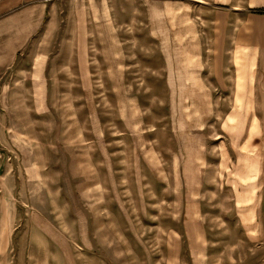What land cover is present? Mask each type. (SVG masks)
I'll list each match as a JSON object with an SVG mask.
<instances>
[{
  "label": "rangeland",
  "instance_id": "obj_1",
  "mask_svg": "<svg viewBox=\"0 0 264 264\" xmlns=\"http://www.w3.org/2000/svg\"><path fill=\"white\" fill-rule=\"evenodd\" d=\"M249 1L20 0L2 17L0 264H264Z\"/></svg>",
  "mask_w": 264,
  "mask_h": 264
},
{
  "label": "crops",
  "instance_id": "obj_2",
  "mask_svg": "<svg viewBox=\"0 0 264 264\" xmlns=\"http://www.w3.org/2000/svg\"><path fill=\"white\" fill-rule=\"evenodd\" d=\"M20 0H0V24L2 22V17L10 14L15 6L19 3ZM228 1V0H224ZM248 4L249 7L252 8V11L256 14L264 13V2L261 0H250ZM237 6V3L233 4ZM43 7V6H41ZM255 7V8H253ZM238 9L237 7H235ZM40 11V8H39ZM46 6L41 10V14L45 16ZM15 60H8V62H0V70H6L14 65ZM29 72H31V77L36 79L37 83L34 87L33 93L37 96H41L44 94L46 89V79L48 78L47 71L49 69V62L46 57L37 56L32 61H30ZM32 93V92H30Z\"/></svg>",
  "mask_w": 264,
  "mask_h": 264
}]
</instances>
